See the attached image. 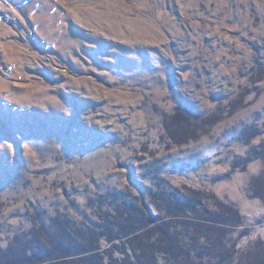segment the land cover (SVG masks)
Listing matches in <instances>:
<instances>
[{
    "label": "rangeland",
    "instance_id": "1",
    "mask_svg": "<svg viewBox=\"0 0 264 264\" xmlns=\"http://www.w3.org/2000/svg\"><path fill=\"white\" fill-rule=\"evenodd\" d=\"M0 264H264V0H0Z\"/></svg>",
    "mask_w": 264,
    "mask_h": 264
}]
</instances>
